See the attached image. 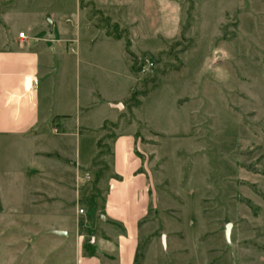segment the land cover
<instances>
[{"label":"rangeland","instance_id":"rangeland-1","mask_svg":"<svg viewBox=\"0 0 264 264\" xmlns=\"http://www.w3.org/2000/svg\"><path fill=\"white\" fill-rule=\"evenodd\" d=\"M4 1L18 3L4 16L17 33L42 17L54 39L78 38L54 59V105L75 114L88 102L111 141L81 170L76 203L61 185L76 172L75 137L48 127L0 140V264L91 255L103 223L89 201L127 133L153 190L136 264H264V0ZM110 100L123 101L113 111ZM35 151L51 156L39 161L45 177L32 173Z\"/></svg>","mask_w":264,"mask_h":264},{"label":"crops","instance_id":"crops-1","mask_svg":"<svg viewBox=\"0 0 264 264\" xmlns=\"http://www.w3.org/2000/svg\"><path fill=\"white\" fill-rule=\"evenodd\" d=\"M17 9L18 3L9 5L0 0V27H4L0 36V140L13 137L37 139L48 127L54 135H65L63 142L66 144L68 136L75 137L76 172L69 175L65 185H61L67 193L69 191L74 195L77 203L83 193L75 186L81 170L90 167L97 144L111 141L106 133H102L108 120L103 118V126L95 131L89 121L93 107L88 102L83 105L82 99L76 103L75 114L57 109L51 88L53 62L56 58H67L69 43H78V38L54 39V21L49 23L42 17L30 29H21L17 33L7 27L4 18ZM80 11H77V17L81 19ZM85 13H88L87 9ZM97 30L102 34L99 28ZM20 31L25 32L28 38H20ZM76 52L74 48L73 53ZM121 101L110 100L111 109L114 111V105ZM138 140L136 134L127 133L118 135L113 141L112 174L107 178L103 176L94 185L93 201H89L103 226L92 238L91 255L80 251L77 264H136L141 244L140 228L149 215L150 197L147 195L153 192H148L141 172L142 154L138 155L136 149ZM82 146H86V155L81 154ZM34 157L37 162L32 173L45 177V168L40 166L39 161L51 157L50 154L35 151ZM153 200L155 202L154 197ZM154 204L156 206V202ZM77 211L75 216L79 215Z\"/></svg>","mask_w":264,"mask_h":264},{"label":"built area","instance_id":"built-area-1","mask_svg":"<svg viewBox=\"0 0 264 264\" xmlns=\"http://www.w3.org/2000/svg\"><path fill=\"white\" fill-rule=\"evenodd\" d=\"M19 37L22 38V39H27V38H28L27 35H26V33L23 32V31L19 33ZM70 50H71L72 52H74V47L71 46V47H70ZM56 131H58V130H56ZM81 213H85V211H84L83 209H81Z\"/></svg>","mask_w":264,"mask_h":264}]
</instances>
